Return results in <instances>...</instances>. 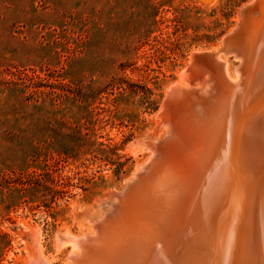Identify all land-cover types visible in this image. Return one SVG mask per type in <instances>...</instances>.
Masks as SVG:
<instances>
[{
  "label": "rangeland",
  "instance_id": "1",
  "mask_svg": "<svg viewBox=\"0 0 264 264\" xmlns=\"http://www.w3.org/2000/svg\"><path fill=\"white\" fill-rule=\"evenodd\" d=\"M248 1L0 0V264H24L26 224L65 264L151 156L166 87Z\"/></svg>",
  "mask_w": 264,
  "mask_h": 264
},
{
  "label": "bare ground",
  "instance_id": "2",
  "mask_svg": "<svg viewBox=\"0 0 264 264\" xmlns=\"http://www.w3.org/2000/svg\"><path fill=\"white\" fill-rule=\"evenodd\" d=\"M239 12L235 25L221 41L204 52H192L187 68L179 72L177 80L166 87L165 99L158 110L161 134L158 135L157 131L158 137L154 136L157 138H153L156 141L152 142L153 147L151 145V156L146 158V162H142L145 163L142 169H138L137 174L134 172L132 179H129L131 183L128 187L144 172L147 165L158 162L164 154L169 155L176 142L182 145L192 144V156L209 145L214 152L216 150L218 154H225L226 145L221 144L225 136L212 130L213 125L224 127L230 120L237 125L240 158H234L232 164L229 162L227 170L238 172V197L246 196L247 192L250 199L249 210L246 209L245 215L244 212L241 215V224L245 216V225L241 227V245L237 246V259L233 260L238 235L236 237L233 229L230 230L228 226L229 232L223 231L227 235L223 241L215 226H212V232L207 231L206 216L200 222L197 220L194 227L199 223L201 229L205 228L201 233L203 236L207 233V241H201L196 255L184 261L185 264H264V0H249ZM240 79L246 83L244 87L241 84V88L237 84ZM214 170L215 167L211 171L206 170L204 174L205 184H211L207 186L210 191L217 184L215 179L218 173H214V177L211 175ZM207 172H210V176ZM231 175L232 172L227 178ZM227 181L230 183L229 179ZM225 184L218 198L231 195L230 188ZM195 187L200 188L199 185ZM123 193V197L116 200L118 203L115 202L116 206L111 207V211L121 205L125 197L124 190ZM205 196L207 192L206 195H201V199ZM111 211L93 218L80 235L70 236L72 251L65 264H74V260L81 254L84 241L95 235L96 225ZM212 222L213 220L210 224ZM28 226L26 224L25 229L30 241L27 243L24 264H51L42 253L39 231L34 230L37 227L31 229ZM65 235L67 237L68 234ZM62 237L64 238L63 235Z\"/></svg>",
  "mask_w": 264,
  "mask_h": 264
},
{
  "label": "water",
  "instance_id": "3",
  "mask_svg": "<svg viewBox=\"0 0 264 264\" xmlns=\"http://www.w3.org/2000/svg\"><path fill=\"white\" fill-rule=\"evenodd\" d=\"M237 84L239 88L241 84L246 85L241 79ZM227 123L224 127L215 124L212 128L225 136V144L221 141L226 145L225 154L214 152L209 145L192 156V144L176 142L169 155L164 154L158 162L147 165L127 187L121 205L96 225L92 238L84 241L74 264H185L184 261L196 255L201 241H207V233L204 236L201 233L205 228L201 229L199 223L194 227L197 220L200 222L206 216L207 231L212 232L215 226L223 241L227 237L223 231L229 232L228 226L238 235L234 244L235 261L237 246L241 245V227L245 225V216L241 224V215L249 210L250 199L247 192L246 196L238 197V172L227 170L229 162L232 164L234 158H240L237 125L231 120ZM214 167L211 175L218 173L217 184L210 191L207 186L211 184H205L204 174ZM224 184L230 188L231 195L218 198ZM206 192L202 200L201 195Z\"/></svg>",
  "mask_w": 264,
  "mask_h": 264
},
{
  "label": "trees",
  "instance_id": "4",
  "mask_svg": "<svg viewBox=\"0 0 264 264\" xmlns=\"http://www.w3.org/2000/svg\"><path fill=\"white\" fill-rule=\"evenodd\" d=\"M24 105H25V108H30V109L36 107V104H31V103H29V104H24Z\"/></svg>",
  "mask_w": 264,
  "mask_h": 264
}]
</instances>
